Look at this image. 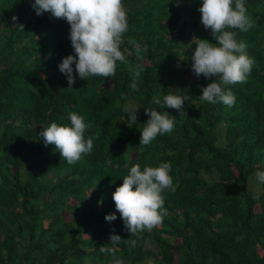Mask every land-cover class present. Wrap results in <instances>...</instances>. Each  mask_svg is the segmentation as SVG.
Masks as SVG:
<instances>
[{
  "label": "trees",
  "instance_id": "trees-1",
  "mask_svg": "<svg viewBox=\"0 0 264 264\" xmlns=\"http://www.w3.org/2000/svg\"><path fill=\"white\" fill-rule=\"evenodd\" d=\"M33 2L0 0V264H110L99 247L113 230L124 264H264V182L256 176L264 171V0H245L255 24L233 29L254 61L245 83L226 86L233 106L200 99L214 78L196 77V45H187L193 36L215 42L200 20L202 0H122L126 62L117 61L109 78L77 76L72 87L58 68L75 55L70 25L37 15ZM129 40L146 51L137 57ZM169 93L190 97L185 114L164 107ZM127 105L139 107L136 124ZM145 109L167 111L175 127L141 146ZM73 112L92 125L85 138L94 147L69 165L38 133L51 122L71 126ZM161 162L171 164L175 186L163 193L168 214L151 231L130 235L112 194L131 166ZM113 212L116 220L106 221Z\"/></svg>",
  "mask_w": 264,
  "mask_h": 264
},
{
  "label": "clouds",
  "instance_id": "clouds-1",
  "mask_svg": "<svg viewBox=\"0 0 264 264\" xmlns=\"http://www.w3.org/2000/svg\"><path fill=\"white\" fill-rule=\"evenodd\" d=\"M179 6V0H174ZM32 8L37 15L50 13L57 19L63 18L70 25L69 39L74 54L62 58L58 65L72 87L76 77L85 79L91 76L103 78L115 74L116 62H126L120 46L124 42L123 34L128 30L127 12L122 0H34ZM198 11L205 30H210L214 43L208 39L193 36L187 45L195 44L193 51L192 70L197 78L203 76L211 82L202 86L200 99L211 104L222 103L227 106L235 104V95L226 86L245 83L251 72L253 59L247 54V45L237 42V33L233 29L247 32L255 21L247 15L245 0H202ZM13 22L17 17H12ZM18 25L24 30L23 24ZM134 45L135 53L139 57L146 49L139 43L129 40ZM73 65L76 76L73 75ZM179 66V64L177 65ZM143 67L135 66L134 76L139 78ZM132 90L138 91L137 79H133ZM190 97L169 93L164 96V107L176 109L179 114H185L184 103ZM154 104L160 105L159 98H153ZM139 107L127 105L124 112L131 124H136ZM149 116L142 128L139 145L147 146L158 135L171 133L175 127V117L167 111L145 109ZM71 126L51 122L47 127H41L38 137L42 138L45 146L53 145L69 165L77 163L82 154H89L93 150V138H85V131L92 125L86 124L81 115L70 113ZM171 164L161 162L158 166H145L141 170L139 164L131 166L123 182L115 188L112 199L116 210L124 222L130 235L142 231H151L163 223L168 214L164 207V191L175 192L173 178L169 174ZM256 176L264 182V171H257ZM116 213L105 215V220H116ZM122 238L113 230L109 242L99 247L100 253L112 257L110 264H124L116 255V245ZM133 246L135 241L131 242ZM110 245V246H109Z\"/></svg>",
  "mask_w": 264,
  "mask_h": 264
},
{
  "label": "rangeland",
  "instance_id": "rangeland-1",
  "mask_svg": "<svg viewBox=\"0 0 264 264\" xmlns=\"http://www.w3.org/2000/svg\"><path fill=\"white\" fill-rule=\"evenodd\" d=\"M190 37H191V36H190ZM191 38H192V37H191ZM63 216H64L65 219H67V220L69 219V214H68L67 212H64V213H63ZM177 241H178V239L172 240V243H176ZM82 256H83L82 258H83V261H84V262H85V261H89V262L91 261V260L89 259L91 256L87 257V255H85V254L82 255ZM108 264H109V263H108Z\"/></svg>",
  "mask_w": 264,
  "mask_h": 264
}]
</instances>
